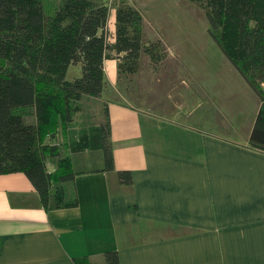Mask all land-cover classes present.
<instances>
[{"label": "crops", "instance_id": "0c3cea01", "mask_svg": "<svg viewBox=\"0 0 264 264\" xmlns=\"http://www.w3.org/2000/svg\"><path fill=\"white\" fill-rule=\"evenodd\" d=\"M162 70L147 69L143 80L138 69L117 77L116 60L105 59V88L91 106L98 139L88 145L84 119L56 137L76 172L60 183L62 202L72 204L43 207L25 173L0 174V264L101 262L107 249L120 264H264V151L248 142L254 119L236 126V110H220L212 126L189 119L193 108L178 118V105L171 113L151 96L164 85ZM188 92L201 103L202 88L185 79L164 90L178 102ZM104 104L110 169L101 168ZM118 170L131 181L121 182Z\"/></svg>", "mask_w": 264, "mask_h": 264}, {"label": "trees", "instance_id": "16d2710c", "mask_svg": "<svg viewBox=\"0 0 264 264\" xmlns=\"http://www.w3.org/2000/svg\"><path fill=\"white\" fill-rule=\"evenodd\" d=\"M59 1L48 13L40 0H0V174L25 173L47 208L72 204L62 202L60 183L76 172L56 132L64 137L82 96L101 95L105 59L118 60L120 77L136 71L143 54L154 62L162 57L158 41L143 40L141 12L127 1L114 5V38L108 36L110 1ZM195 1L205 11L209 35L259 98L248 142L264 151V0ZM71 64L80 74L69 78ZM104 110L101 168L110 169L105 104ZM52 157L58 164L48 170ZM117 174L121 182L131 181L127 170ZM52 199L58 201L50 205ZM74 262L120 264L115 249H107L101 262L86 256Z\"/></svg>", "mask_w": 264, "mask_h": 264}, {"label": "rangeland", "instance_id": "374dc122", "mask_svg": "<svg viewBox=\"0 0 264 264\" xmlns=\"http://www.w3.org/2000/svg\"><path fill=\"white\" fill-rule=\"evenodd\" d=\"M44 11L53 10L59 0H40ZM136 7L142 15V38L145 42L158 41V53L162 57L158 62L150 60L148 55H141L137 66L141 70L142 80L145 79V73L150 69H166L159 72L162 85L157 91L151 94L152 97L158 95L160 100L167 104L171 113L175 112V106H179L178 118H181V110L185 113L190 109H195L189 119H210V124L221 122V119L215 118L220 110L235 111L238 119H234V124L240 125V120L254 119L256 114V103L259 98L251 87L244 81L242 76L236 71L235 67L228 60L227 56L221 51L215 40L208 33V21L205 11L195 0H125ZM123 0H112L108 20V36L114 38L115 30V4ZM113 9L114 11H111ZM110 23V24H109ZM143 27L146 33L143 32ZM116 60V58H111ZM154 72V74L156 73ZM69 78L79 75L80 71L77 65L71 64ZM118 77V74H117ZM150 77V76H148ZM155 78V77H154ZM106 79V77H105ZM181 79L189 83L200 86L203 95L200 98L201 103L197 104V98L193 92H188V99L181 97L177 101L171 94L169 96L164 90L169 88L170 84H180ZM118 80V79H117ZM177 82V83H176ZM184 89V87H178ZM228 90V92H226ZM232 91V92H231ZM236 93V94H234ZM208 94V95H206ZM246 94V95H245ZM180 95V94H179ZM162 96V97H161ZM168 96V97H167ZM80 101V111L72 115V119H84L83 123L78 121L79 127L83 126L88 145H93L98 139L95 138V121L97 119L96 109L91 107L93 97L84 96ZM89 97V98H87ZM247 97V98H246ZM96 99H94L95 101ZM185 103V104H182ZM197 104V106H196ZM93 108V109H92ZM199 113L201 115H199ZM242 123V122H241ZM204 125V123H203ZM228 130L230 125L226 126ZM88 133V134H87ZM60 137L61 132H56ZM67 132H64V135ZM90 134V135H89ZM60 140V139H59ZM47 168H54L58 164L56 157L48 158ZM112 163L114 165L113 156ZM63 195L62 197H64Z\"/></svg>", "mask_w": 264, "mask_h": 264}]
</instances>
